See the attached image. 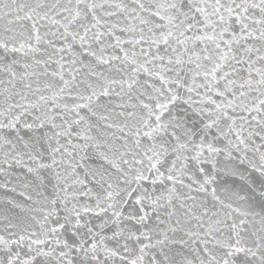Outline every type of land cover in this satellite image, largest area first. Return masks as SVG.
<instances>
[{
	"label": "snow or ice",
	"instance_id": "6c2138e0",
	"mask_svg": "<svg viewBox=\"0 0 264 264\" xmlns=\"http://www.w3.org/2000/svg\"><path fill=\"white\" fill-rule=\"evenodd\" d=\"M0 264H264V0H0Z\"/></svg>",
	"mask_w": 264,
	"mask_h": 264
}]
</instances>
